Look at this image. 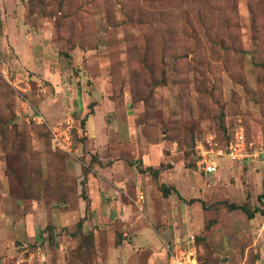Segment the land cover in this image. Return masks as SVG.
<instances>
[{
  "label": "rangeland",
  "instance_id": "rangeland-1",
  "mask_svg": "<svg viewBox=\"0 0 264 264\" xmlns=\"http://www.w3.org/2000/svg\"><path fill=\"white\" fill-rule=\"evenodd\" d=\"M239 127L264 0H0V264H264V155L197 165Z\"/></svg>",
  "mask_w": 264,
  "mask_h": 264
},
{
  "label": "built area",
  "instance_id": "built-area-1",
  "mask_svg": "<svg viewBox=\"0 0 264 264\" xmlns=\"http://www.w3.org/2000/svg\"><path fill=\"white\" fill-rule=\"evenodd\" d=\"M58 140V139H57ZM65 150L70 151V146L66 142H61ZM206 146L198 144L196 150L198 155L197 165L207 174H216L222 158H228L232 162L242 163L247 160L260 159L264 155V149H254L253 144L247 139L246 133L242 127L237 128L226 149L217 148L213 144ZM166 264H187L185 254L178 256L170 250L167 251ZM198 264V262H197Z\"/></svg>",
  "mask_w": 264,
  "mask_h": 264
},
{
  "label": "trees",
  "instance_id": "trees-1",
  "mask_svg": "<svg viewBox=\"0 0 264 264\" xmlns=\"http://www.w3.org/2000/svg\"><path fill=\"white\" fill-rule=\"evenodd\" d=\"M227 145H228V143L226 144L225 149L227 148ZM162 191L167 196V195H169L171 193V188L167 187L166 185H162ZM259 199L263 200L264 199V195L259 196ZM230 207L232 209H242L245 213H247V215L249 216L250 219H254V217H255V215L257 213H260L261 215H264V209L262 210L260 208H257V209H255L254 211L251 212L248 209H246L245 207H237L236 205H231ZM198 264H200V263L198 262Z\"/></svg>",
  "mask_w": 264,
  "mask_h": 264
},
{
  "label": "bare ground",
  "instance_id": "bare-ground-1",
  "mask_svg": "<svg viewBox=\"0 0 264 264\" xmlns=\"http://www.w3.org/2000/svg\"><path fill=\"white\" fill-rule=\"evenodd\" d=\"M187 264H197L195 259H193L192 257H188V262Z\"/></svg>",
  "mask_w": 264,
  "mask_h": 264
},
{
  "label": "crops",
  "instance_id": "crops-1",
  "mask_svg": "<svg viewBox=\"0 0 264 264\" xmlns=\"http://www.w3.org/2000/svg\"><path fill=\"white\" fill-rule=\"evenodd\" d=\"M223 159H227V158H222L221 160H220V166H221V161L223 160ZM229 160V159H228ZM252 160V159H251ZM230 162H232L231 160H229ZM248 161H250V160H247L246 162H248ZM233 163H237V162H233ZM242 163H244V162H242ZM166 261V260H165ZM165 264H166V262H165Z\"/></svg>",
  "mask_w": 264,
  "mask_h": 264
}]
</instances>
